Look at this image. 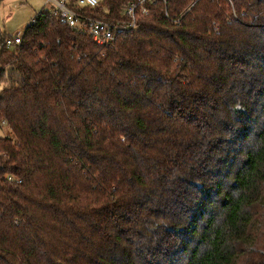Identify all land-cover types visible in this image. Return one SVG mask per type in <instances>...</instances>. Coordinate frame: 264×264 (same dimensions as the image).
I'll return each mask as SVG.
<instances>
[{
    "label": "trees",
    "instance_id": "obj_1",
    "mask_svg": "<svg viewBox=\"0 0 264 264\" xmlns=\"http://www.w3.org/2000/svg\"><path fill=\"white\" fill-rule=\"evenodd\" d=\"M140 24L100 48L44 8L0 40V264H264V0Z\"/></svg>",
    "mask_w": 264,
    "mask_h": 264
},
{
    "label": "built area",
    "instance_id": "obj_2",
    "mask_svg": "<svg viewBox=\"0 0 264 264\" xmlns=\"http://www.w3.org/2000/svg\"><path fill=\"white\" fill-rule=\"evenodd\" d=\"M104 0H47L52 4L51 10L58 18L61 25L72 30L87 34L90 39L100 48L112 45L118 36L130 32H136L141 28V18L147 16L151 9L158 3H165V0H131L132 2L124 11V20L107 22L95 17L87 16L79 12L82 9H97ZM23 36L8 38L6 46L14 48L20 46Z\"/></svg>",
    "mask_w": 264,
    "mask_h": 264
},
{
    "label": "rangeland",
    "instance_id": "obj_3",
    "mask_svg": "<svg viewBox=\"0 0 264 264\" xmlns=\"http://www.w3.org/2000/svg\"><path fill=\"white\" fill-rule=\"evenodd\" d=\"M44 8H52V4H48L47 0H0V40L23 36L36 14ZM3 88L0 84V92ZM7 135V128L1 127L0 138Z\"/></svg>",
    "mask_w": 264,
    "mask_h": 264
}]
</instances>
